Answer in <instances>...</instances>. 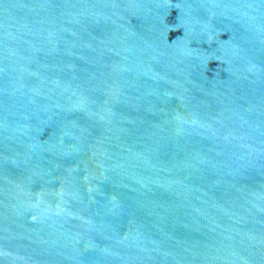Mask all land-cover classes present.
Here are the masks:
<instances>
[{"label":"water","instance_id":"water-1","mask_svg":"<svg viewBox=\"0 0 264 264\" xmlns=\"http://www.w3.org/2000/svg\"><path fill=\"white\" fill-rule=\"evenodd\" d=\"M0 264H264V0H0Z\"/></svg>","mask_w":264,"mask_h":264}]
</instances>
